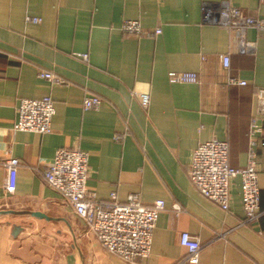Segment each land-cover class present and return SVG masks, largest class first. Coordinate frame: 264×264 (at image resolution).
I'll list each match as a JSON object with an SVG mask.
<instances>
[{
    "label": "crops",
    "instance_id": "0c3cea01",
    "mask_svg": "<svg viewBox=\"0 0 264 264\" xmlns=\"http://www.w3.org/2000/svg\"><path fill=\"white\" fill-rule=\"evenodd\" d=\"M220 1L0 0V208L26 212L0 215V264H175L186 251L182 231L203 244L196 264H264V30L248 28L240 38L204 21L203 3ZM230 1L264 15V0ZM127 19L138 20L142 33L123 32ZM173 70L194 71L198 80L171 82ZM141 92L150 96L146 105ZM44 95L55 106L51 130L15 129L19 100ZM87 95L100 104L84 109ZM253 118L261 131L250 135ZM213 137L228 142L235 167L247 164L253 140L256 220H245L239 176L228 210L192 184V151ZM61 147L88 153L86 187L95 198L115 191L119 201L130 193L146 204L164 200L146 257L128 262L106 250L46 183ZM10 156L20 162L12 193L5 189ZM13 224L21 227L16 235Z\"/></svg>",
    "mask_w": 264,
    "mask_h": 264
},
{
    "label": "built area",
    "instance_id": "2783aa9c",
    "mask_svg": "<svg viewBox=\"0 0 264 264\" xmlns=\"http://www.w3.org/2000/svg\"><path fill=\"white\" fill-rule=\"evenodd\" d=\"M202 19L216 23L231 30L236 36H242L248 28L264 30V15L253 16L243 12L230 0L220 2H204ZM33 20H38L33 18ZM126 33L140 34L142 26L138 20L127 19L121 24ZM154 32H160L156 28ZM86 57V54H82ZM222 64L229 66V55H221ZM40 76L60 83L62 80L50 71H41ZM171 82H196L198 74L194 71H169ZM230 82L245 84V80L229 79ZM258 97L264 101V89L258 91ZM141 104L146 105L150 96L147 92L139 93ZM100 98L87 95L83 100V108L97 107ZM55 112L53 99L49 95L40 98H21L17 104V118L14 128L46 133L51 130V120ZM261 131V126L253 118L250 135ZM117 134L116 138H120ZM255 151L253 140L248 152L245 166L235 167L229 163V146L226 140L210 138L199 143L192 151L188 176L194 187L206 198L224 210L229 208L230 185L234 177H240L241 200L245 212V220H256L259 209L260 189L255 167ZM19 159L14 156L4 161L7 169L5 189L12 193L16 189ZM89 174L88 153L79 148L61 147L55 151L52 161L45 171L46 183L60 196L63 203L69 205L74 213L90 227L99 243L128 262L139 257H146L150 252L153 229L160 211L165 207L164 200L157 199L150 204L144 203L137 193L128 194L126 200L119 201L115 191L108 199H97L86 187ZM180 244L185 254L175 264L199 261L202 242L197 236L182 231Z\"/></svg>",
    "mask_w": 264,
    "mask_h": 264
},
{
    "label": "water",
    "instance_id": "95a60500",
    "mask_svg": "<svg viewBox=\"0 0 264 264\" xmlns=\"http://www.w3.org/2000/svg\"><path fill=\"white\" fill-rule=\"evenodd\" d=\"M18 213H26V212L14 210L11 208H0V215H2V214H18ZM28 213H30L34 216H37V217L49 218V216H47L41 212H37V211H35V212L29 211ZM20 230H21V227L19 225L13 224V226H12L13 235H16Z\"/></svg>",
    "mask_w": 264,
    "mask_h": 264
}]
</instances>
